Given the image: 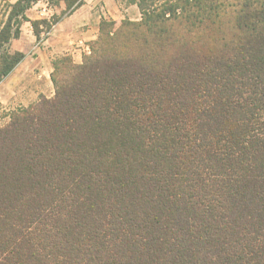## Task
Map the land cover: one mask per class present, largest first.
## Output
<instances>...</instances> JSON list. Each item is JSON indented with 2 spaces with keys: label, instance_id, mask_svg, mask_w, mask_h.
Wrapping results in <instances>:
<instances>
[{
  "label": "trees",
  "instance_id": "1",
  "mask_svg": "<svg viewBox=\"0 0 264 264\" xmlns=\"http://www.w3.org/2000/svg\"><path fill=\"white\" fill-rule=\"evenodd\" d=\"M128 2L0 126V264H264V0Z\"/></svg>",
  "mask_w": 264,
  "mask_h": 264
},
{
  "label": "crops",
  "instance_id": "2",
  "mask_svg": "<svg viewBox=\"0 0 264 264\" xmlns=\"http://www.w3.org/2000/svg\"><path fill=\"white\" fill-rule=\"evenodd\" d=\"M21 0H0V26L7 22L12 6ZM24 2V0H22ZM22 2V3H23ZM45 7L47 14L42 15ZM16 36L5 44L23 59L0 82V103L27 106L50 94L52 60L69 57L79 64L91 53L103 23L106 27L126 18L135 19L138 7L128 0H81L73 9L63 1L28 0ZM14 20V19H13Z\"/></svg>",
  "mask_w": 264,
  "mask_h": 264
},
{
  "label": "rangeland",
  "instance_id": "3",
  "mask_svg": "<svg viewBox=\"0 0 264 264\" xmlns=\"http://www.w3.org/2000/svg\"><path fill=\"white\" fill-rule=\"evenodd\" d=\"M124 20L130 21V22H139L141 20L140 11H139V15L135 19H133V18H126ZM119 26H120V23L115 24V25H110L108 28H105L104 31L107 32V33H114L118 29ZM93 51H94V53H93ZM122 51L127 52L126 49L119 48V52H122ZM95 52H96V47L92 49V54L90 55V58L94 57ZM61 57H63V56H59V57L54 58L52 60V62L55 61V60L58 61V59H60ZM86 59H88V58H84L82 60V62L85 61ZM70 61L72 62L71 59H70ZM81 63H79V64H81ZM73 64H75V63H73ZM75 65H78V64H75ZM64 68H65L64 65H59L58 70L65 71ZM53 71L54 70H53V67H52V72ZM51 83H52V81H51ZM54 93H55V88H54V85L52 83V88L50 90L49 96H47V97H40L39 99H42V98H47V99L53 98ZM39 99H37L35 102H33V103H31V104H29L27 106H17V105L2 104V103H0V126L1 127L5 126L11 120V115L14 113V111H17L20 108H24V107L26 108V107H28L30 105H33L36 102H38Z\"/></svg>",
  "mask_w": 264,
  "mask_h": 264
},
{
  "label": "built area",
  "instance_id": "4",
  "mask_svg": "<svg viewBox=\"0 0 264 264\" xmlns=\"http://www.w3.org/2000/svg\"><path fill=\"white\" fill-rule=\"evenodd\" d=\"M42 15H46L47 14V9L45 7H43L41 9Z\"/></svg>",
  "mask_w": 264,
  "mask_h": 264
}]
</instances>
